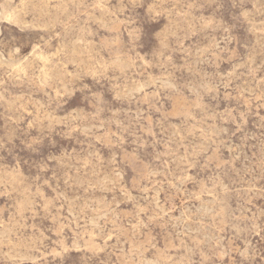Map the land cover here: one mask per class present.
Wrapping results in <instances>:
<instances>
[{"label": "rangeland", "instance_id": "rangeland-1", "mask_svg": "<svg viewBox=\"0 0 264 264\" xmlns=\"http://www.w3.org/2000/svg\"><path fill=\"white\" fill-rule=\"evenodd\" d=\"M0 264H264V0H0Z\"/></svg>", "mask_w": 264, "mask_h": 264}, {"label": "bare ground", "instance_id": "bare-ground-1", "mask_svg": "<svg viewBox=\"0 0 264 264\" xmlns=\"http://www.w3.org/2000/svg\"><path fill=\"white\" fill-rule=\"evenodd\" d=\"M172 24V23H171ZM168 27V26H167ZM236 229V228H235ZM225 252V251H224ZM222 254V253H221Z\"/></svg>", "mask_w": 264, "mask_h": 264}]
</instances>
